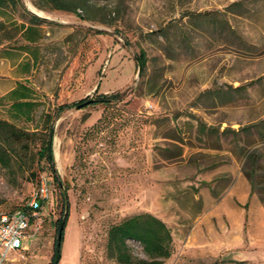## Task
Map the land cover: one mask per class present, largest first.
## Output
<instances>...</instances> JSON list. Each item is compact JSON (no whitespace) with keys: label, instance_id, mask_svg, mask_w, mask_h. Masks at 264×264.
I'll return each mask as SVG.
<instances>
[{"label":"rangeland","instance_id":"obj_1","mask_svg":"<svg viewBox=\"0 0 264 264\" xmlns=\"http://www.w3.org/2000/svg\"><path fill=\"white\" fill-rule=\"evenodd\" d=\"M28 2L48 23L21 53L23 40H5L14 28L0 16V119L9 120L2 97L17 80L39 103L32 122H14L28 131L61 104L126 95L54 124L69 201L58 264H118L106 252L108 230L140 213L172 232L163 264H264V0H88L79 15ZM12 17L28 20L20 10ZM80 19L109 36L66 24ZM131 51L145 55L137 85ZM34 188L28 170L0 167V211L22 208ZM59 213L16 264L49 263ZM127 245L146 260L138 243Z\"/></svg>","mask_w":264,"mask_h":264},{"label":"trees","instance_id":"obj_2","mask_svg":"<svg viewBox=\"0 0 264 264\" xmlns=\"http://www.w3.org/2000/svg\"><path fill=\"white\" fill-rule=\"evenodd\" d=\"M88 0H32V6L42 12H58L79 15L78 10L82 3ZM22 11L27 17V22L17 23L12 19L18 11ZM0 16L10 19L13 24L14 34L9 35L5 40L8 42L16 37L23 40L25 45L18 47V52L29 53L30 46L36 45L42 39L41 26L48 23L47 20L38 18L31 14L23 5L22 0H0ZM8 19V20H9ZM82 22L85 19H80ZM3 23H0V30ZM96 34L106 33L97 31ZM8 54H5L7 58ZM142 66H145V55L141 51L138 55ZM34 64V63H32ZM30 69V64L25 65V72ZM126 99L124 91L111 95H98L96 102L91 106L109 107L121 103ZM2 100H7L9 109L7 111L9 120L0 119V167L10 170L12 167L18 170H28L30 176L35 179V188L41 178H46L50 185L49 211L44 214L45 220L52 221L60 206V213L57 220L53 222L56 236L53 245L52 256L48 264H58L60 258V245L58 237L60 231L64 230L69 216V201L67 188L61 183L55 171V162L52 152L54 138V124L57 119L66 111L87 101L88 99L71 104L57 106L53 113H44L41 118V128L28 131L17 127L14 122H32L39 107L36 99V92L33 88L19 83L17 88L8 93ZM90 106V105H89ZM252 164L256 159L246 155ZM60 196V197H59ZM60 201V202H59ZM246 207V206H245ZM23 208V207H22ZM22 208H16L15 212ZM62 240V238H61ZM136 242L142 247L146 260L133 257L127 242ZM175 247L174 239L170 228L159 218L149 214L140 213L124 218L119 223L111 226L107 233L106 252L118 264H163L170 259ZM235 263V261L229 260Z\"/></svg>","mask_w":264,"mask_h":264},{"label":"built area","instance_id":"obj_3","mask_svg":"<svg viewBox=\"0 0 264 264\" xmlns=\"http://www.w3.org/2000/svg\"><path fill=\"white\" fill-rule=\"evenodd\" d=\"M49 200L50 185L43 177L21 210L11 213L0 211V264L26 260L29 246L43 230V211Z\"/></svg>","mask_w":264,"mask_h":264},{"label":"water","instance_id":"obj_4","mask_svg":"<svg viewBox=\"0 0 264 264\" xmlns=\"http://www.w3.org/2000/svg\"><path fill=\"white\" fill-rule=\"evenodd\" d=\"M29 2L28 0H24V6L25 8L31 13L33 14L34 16L38 17V18H41V19H46V17H42L40 15H38L37 13L33 12L30 8H29ZM70 26H75V27H81V28H88V29H92V30H99V31H108V29L100 26V25H97V24H94V23H91V22H70V23H66ZM132 53V58L137 66V72H136V77H135V85L138 84L139 80H140V77H141V73H142V70H143V66H142V63L138 57V55L131 51ZM85 100V99H83ZM96 101L94 99H88L87 101L75 106L73 109L71 110H81L89 105H92L94 104ZM71 110H69V112H71ZM61 238H62V231H60V234H59V237H58V244L60 243L61 241Z\"/></svg>","mask_w":264,"mask_h":264},{"label":"crops","instance_id":"obj_5","mask_svg":"<svg viewBox=\"0 0 264 264\" xmlns=\"http://www.w3.org/2000/svg\"><path fill=\"white\" fill-rule=\"evenodd\" d=\"M41 41V40H40ZM30 70V69H29ZM26 73H29V71L28 72H26ZM19 83H21L20 82V80H17V81H15V83H14V85H13V87L3 96V97H5L8 93H10L12 90H14L15 88H17V86H18V84ZM24 84V83H23ZM26 85V84H25ZM28 87H31L29 84L27 85ZM32 88V87H31ZM2 97V98H3Z\"/></svg>","mask_w":264,"mask_h":264},{"label":"bare ground","instance_id":"obj_6","mask_svg":"<svg viewBox=\"0 0 264 264\" xmlns=\"http://www.w3.org/2000/svg\"><path fill=\"white\" fill-rule=\"evenodd\" d=\"M30 5V4H29ZM34 12V11H33ZM36 13V12H35ZM60 153V152H59ZM58 153V151H56V153H55V156H56V160H57V162L59 163V161H60V154ZM61 162V161H60ZM60 165V164H59Z\"/></svg>","mask_w":264,"mask_h":264}]
</instances>
